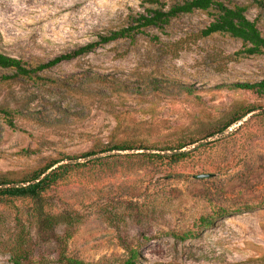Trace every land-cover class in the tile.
<instances>
[{
	"label": "rangeland",
	"instance_id": "obj_1",
	"mask_svg": "<svg viewBox=\"0 0 264 264\" xmlns=\"http://www.w3.org/2000/svg\"><path fill=\"white\" fill-rule=\"evenodd\" d=\"M160 1L166 8L177 0ZM224 3L243 6L264 36L262 8L252 0ZM152 6L0 0V52L33 66ZM212 13H180L29 77L0 67V108L13 123L0 112V174L18 179L66 156L83 162L46 192L47 211L67 213L66 223L38 226L27 199L0 203V264H14L13 257L65 264L62 256L91 264H264V207L197 223L210 206L235 208L264 194V93L231 86L264 77V50L243 55L239 39L200 36ZM193 139L183 158L162 157L169 153L162 149ZM116 141L143 148L80 157L93 144ZM203 172L214 175L192 177Z\"/></svg>",
	"mask_w": 264,
	"mask_h": 264
},
{
	"label": "trees",
	"instance_id": "obj_2",
	"mask_svg": "<svg viewBox=\"0 0 264 264\" xmlns=\"http://www.w3.org/2000/svg\"><path fill=\"white\" fill-rule=\"evenodd\" d=\"M149 4H154L152 7H146L143 12L136 13L129 16L126 25L116 29L109 30L106 34L98 35V39L84 43L71 49L67 52L60 53L52 58L34 64L33 66L26 64L20 58L7 55L0 52V67L11 68L14 75L31 76L39 70L51 67L62 60H68L79 56L92 50L95 46L112 41L118 38H132L136 33L141 32L142 28L146 26H161L166 24L172 17L180 13H189L193 10L209 11L213 10V17L203 28L199 30L200 36H208L212 33H221L239 39L242 48L238 51L243 55L261 54L264 50V36L256 27L255 21L248 19L245 16V8L241 5H227L224 0H177L166 8L160 0H144ZM262 10H264V0H252ZM5 79V77H3ZM231 86L236 89L252 90L257 93H264V77L257 81H242L233 82ZM250 110L238 113L226 121L218 130L211 131L204 137H211L215 133H221L230 125L241 120ZM0 112L6 116V121L10 126L11 111L0 108ZM264 113V111H263ZM197 140H188L187 142H180L174 146H168L162 150L169 151L168 154H161L162 157H167L172 161L183 158L187 151L181 150L187 145H192ZM143 146L132 145L126 141H116L112 143H104L92 148L80 157H91L92 161L98 159L99 154L110 153L112 151H124L132 149H142ZM150 155H158L151 153ZM78 156H66L68 162H61L62 159H48L40 167L29 171L24 176L14 179L7 174H0V203L10 199L21 198L27 199L30 202L29 215L36 221L38 226L43 228H52L60 222L66 223L69 220L67 213H49L46 209L47 204V190L68 175L72 170H76L83 162H77ZM93 165V164H92ZM264 207V194L259 198L242 202L235 208L231 204H224L223 206H210V212L200 215L197 223L200 227L211 225L217 216L229 214L239 211H251L253 209ZM132 252L130 256H134ZM133 258V257H132ZM17 257H13V263H17ZM65 264H91L73 257L62 256ZM128 264H132L130 261Z\"/></svg>",
	"mask_w": 264,
	"mask_h": 264
},
{
	"label": "water",
	"instance_id": "obj_3",
	"mask_svg": "<svg viewBox=\"0 0 264 264\" xmlns=\"http://www.w3.org/2000/svg\"><path fill=\"white\" fill-rule=\"evenodd\" d=\"M213 175H214V173L203 172V173L193 174L192 177L196 178V179H201V178H206V177H210V176H213Z\"/></svg>",
	"mask_w": 264,
	"mask_h": 264
}]
</instances>
